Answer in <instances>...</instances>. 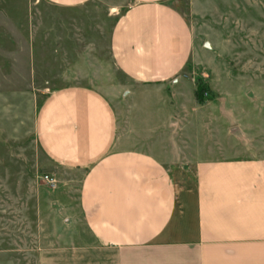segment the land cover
I'll return each mask as SVG.
<instances>
[{
	"label": "crops",
	"instance_id": "0c3cea01",
	"mask_svg": "<svg viewBox=\"0 0 264 264\" xmlns=\"http://www.w3.org/2000/svg\"><path fill=\"white\" fill-rule=\"evenodd\" d=\"M41 1L54 13L33 25L29 70L40 79L51 61L63 86L37 105L33 129L45 158L81 173L67 207L97 247L81 258L264 264V77L242 74L264 70L263 10L229 17L249 0H126L108 37L120 81L101 90L74 70L72 10L93 0ZM32 3L0 0V18ZM199 81L214 99L198 102Z\"/></svg>",
	"mask_w": 264,
	"mask_h": 264
},
{
	"label": "rangeland",
	"instance_id": "374dc122",
	"mask_svg": "<svg viewBox=\"0 0 264 264\" xmlns=\"http://www.w3.org/2000/svg\"><path fill=\"white\" fill-rule=\"evenodd\" d=\"M257 1L255 5L249 0L242 8L233 4V12L227 15L239 17L247 10L250 15L261 14L264 0ZM126 6V0H93L72 10L78 84L101 90L117 86L118 72L112 69L108 37L116 16ZM219 11L218 16H225V10ZM52 13L42 1L33 0L27 8H12L8 18H0V264H96L97 260L81 258L80 252L97 247L88 238L82 216L67 207V203L77 205L81 173L57 167L45 158L34 135L35 108L50 90L63 86L53 82L63 70L53 69L51 61L40 79L29 70L33 62L27 46L33 25H47ZM233 26L240 30L238 23ZM250 29L256 32L257 23H250ZM251 43L254 46L253 39ZM106 67L109 79L101 80L98 75ZM261 73L264 77V70L242 74L254 78ZM240 90L252 93L249 86ZM205 94L207 100L216 96L212 90ZM240 99L237 107L248 110L247 99ZM47 174L55 182H46L43 177Z\"/></svg>",
	"mask_w": 264,
	"mask_h": 264
},
{
	"label": "trees",
	"instance_id": "16d2710c",
	"mask_svg": "<svg viewBox=\"0 0 264 264\" xmlns=\"http://www.w3.org/2000/svg\"><path fill=\"white\" fill-rule=\"evenodd\" d=\"M207 91H210L208 84L203 81H199L195 90V95L198 102L205 103V101L207 100V96L205 93Z\"/></svg>",
	"mask_w": 264,
	"mask_h": 264
},
{
	"label": "built area",
	"instance_id": "2783aa9c",
	"mask_svg": "<svg viewBox=\"0 0 264 264\" xmlns=\"http://www.w3.org/2000/svg\"><path fill=\"white\" fill-rule=\"evenodd\" d=\"M43 178L45 179L46 182H47V181L50 182V183L55 182L54 177L51 176V175H49V174L45 175Z\"/></svg>",
	"mask_w": 264,
	"mask_h": 264
}]
</instances>
